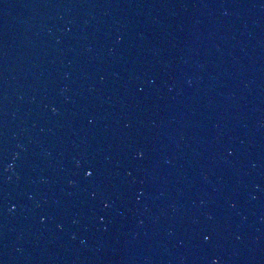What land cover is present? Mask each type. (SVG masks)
<instances>
[{
  "label": "water",
  "instance_id": "95a60500",
  "mask_svg": "<svg viewBox=\"0 0 264 264\" xmlns=\"http://www.w3.org/2000/svg\"><path fill=\"white\" fill-rule=\"evenodd\" d=\"M0 264H264V0H0Z\"/></svg>",
  "mask_w": 264,
  "mask_h": 264
},
{
  "label": "snow or ice",
  "instance_id": "6c2138e0",
  "mask_svg": "<svg viewBox=\"0 0 264 264\" xmlns=\"http://www.w3.org/2000/svg\"><path fill=\"white\" fill-rule=\"evenodd\" d=\"M84 175H85L86 177H90V176L92 175V172H91L90 170L86 169L85 172H84ZM204 239H205V240H208L209 237H208V236H205Z\"/></svg>",
  "mask_w": 264,
  "mask_h": 264
}]
</instances>
